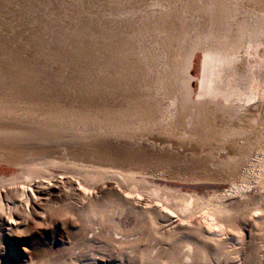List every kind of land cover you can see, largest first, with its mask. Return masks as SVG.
Here are the masks:
<instances>
[{"label":"rangeland","instance_id":"1","mask_svg":"<svg viewBox=\"0 0 264 264\" xmlns=\"http://www.w3.org/2000/svg\"><path fill=\"white\" fill-rule=\"evenodd\" d=\"M36 36L63 68L1 72L44 96L0 103V264H264V0H0V68ZM78 44L92 75L57 57Z\"/></svg>","mask_w":264,"mask_h":264},{"label":"bare ground","instance_id":"2","mask_svg":"<svg viewBox=\"0 0 264 264\" xmlns=\"http://www.w3.org/2000/svg\"><path fill=\"white\" fill-rule=\"evenodd\" d=\"M142 14L145 17V15L147 13L146 12L145 13L142 12ZM140 22H143V21H140ZM158 24H160V23H158ZM161 24H160V26H161ZM142 25L143 24H140V26H142ZM141 28H142L141 32L145 33L144 34L145 37H144L143 40L147 39L148 36L151 37V38L154 36L153 34H150V33L147 34L148 31H146V27L145 26H142ZM149 32H151V31H149ZM121 34H122V32H121ZM141 35H143V33H141ZM140 36H139V38H140ZM31 37H33V36H31ZM37 39H38V37L36 36V39H34L35 41H29L31 45H28V46L25 45V43H23L21 40L18 41V43H15L14 46L16 44H19V43L21 45H24L22 47L20 46V47L16 48L17 50L21 49L23 51V52H21V54H23L24 56L22 55L23 56L22 57L21 55H18V59H17L16 62H13L12 60H9L12 64H10V62H9V64H7V65L5 64V66H1V68H0V101H1L0 103H4V106H6L7 108H10V109H12V108L15 109L16 108L15 109L16 112H18V110H22L23 112H26V110H28V109H26L25 106L27 107V106H29L31 104H34V102H36L35 100H33V97L38 98V97H43L44 95L42 93H39V92L35 91V90L33 91L32 89H36V88H33V87H31L30 89L23 88V87L21 89H19V88H12V87L10 88L7 85L5 86V84H6L5 82L9 81L10 78L4 76V75L8 76V74L4 73V75H3V73H1V72H7V73L10 74L11 72H15L16 71V72H19V74H20L21 72L25 73V72L28 71L30 76H32V75H38L40 73H43V70H46V69H52L53 70L54 67H57L56 68L57 70H59V69L62 70V68H63V67L62 68L59 67L60 64H58V65L56 64L57 62H55V54L52 55L49 52H47L45 54L42 51H37L38 48H39L38 47L39 45H37V43L40 42L39 39L38 40ZM154 39H155V37H154ZM46 40H48V39H46ZM52 41H54L53 43H55V40H52ZM66 44H68V43H66ZM48 45H50V44H48ZM115 46L116 45H114V46L111 45V48H109V50L107 49L105 52H107V53L114 52L115 50H117V48ZM23 47H25V48H23ZM51 47H55V46L51 45ZM131 47L134 48V49H132ZM6 48H8V47H6ZM127 48L125 49V52L128 53V56H130V59H129L130 63H126L125 67L128 68V70H130L131 75H133V72H138V73H140L141 77H143L144 75H148V76H150V79L152 80L151 75H150L151 71H153L154 73H157L158 70L160 71V69L164 68V65H165V62H166V59H167V57L165 55V53H166L165 49L166 48L162 47V49H161L160 46H156L155 47L153 44L150 45V44H148V42H145V41H144V43H138L135 46H130V47H127ZM10 49L12 51L14 50L12 47ZM24 49H27V51L25 52ZM51 49L54 52V49L53 48H51ZM83 49H84V44H82L81 46H80V44H78L77 47L75 45H70L68 47V49H67L68 53H64V54L61 53V54H58V56H57V57L62 56L63 57V60H62L63 61V65L68 63L70 65V67L73 68L72 73L74 72L75 75H79L81 77L82 76H86L85 74H89L90 73L92 75V73H93V70L90 68V70H91L90 71L88 69L89 67H87V64H88L87 62L93 61V58H92L93 56H91V54H89V52L84 53ZM105 49L106 48H104L103 50H105ZM163 49H164V51H163ZM33 50H35V51H33ZM60 51H61V49L58 52H60ZM27 52L30 55H32V56L34 55V57L33 58H29L30 56L26 57L25 53H27ZM45 55H47V56H45ZM135 55H138V56H135ZM51 56H52V59H49V60H52L53 62L48 63L49 61L47 60V63H45L46 61L42 60V59H45V58H48V57L50 58ZM95 56H94V58H96ZM1 58H2V55H1ZM2 59H4V58H2ZM97 62H98V58H97ZM6 63H8V61H6ZM29 64H32V66H30ZM44 68H46V69H44ZM111 68L112 67H110V69ZM10 70H12V71H10ZM147 80H149V77L147 78ZM10 81L11 82H13V81L15 82V79H11ZM47 82H48V80H47ZM24 83H26V82H24ZM49 83H51V81ZM53 84L54 83H52L51 87H49V88H44V90H50V91H56V90H61V89L69 90L67 88H63L60 85H58L59 87H57V86H54ZM73 90H75V89H73ZM79 90H81V92H78ZM79 90H75V91H77L81 95L86 92V90H84V89H79ZM82 90H84V91H82ZM101 94H102L101 96H99L100 94L95 95L93 102L92 101H88V99H87L88 103L86 102V100L84 102V99L82 98L83 101L80 102V103H77V106L82 104V106H81L82 109H81V111H77V112L80 113V114H83V115L86 114L87 112L95 113L98 110H101L102 113L103 112L104 113L105 112L109 113L110 111H112L114 109V107H116V106L118 107L117 103H113V102L112 103L109 102L108 104L105 103L104 97H107L106 92L105 93H101ZM17 96L18 97L21 96V97H24L26 99H24V98H19V99L17 98L16 99ZM84 98L86 99L87 96L85 95ZM96 98L99 99V101H100V99H101V101L103 99V101L99 102ZM46 102H49V101H46ZM99 103H102V106L104 107L103 109L102 108L98 109L100 107H97L96 105H98ZM46 105H47L46 106L47 108L41 109L43 112H41L40 115H46L47 114L46 116H48V117H52V118L58 117V115H57L58 113H54L56 111L53 109L54 107H56L55 104L52 101H50V103H47ZM45 109H47V110H45ZM21 116H23V115H21ZM25 117H27V116H25ZM16 120H23V119L16 118ZM14 126H18V125H14ZM14 128L17 129L16 127H14ZM14 128H12V129H14ZM27 128H28V126H27ZM22 129H24V128H22ZM18 132H20V131H18ZM15 135H17V134H15Z\"/></svg>","mask_w":264,"mask_h":264}]
</instances>
